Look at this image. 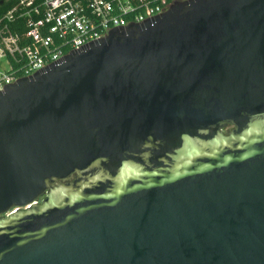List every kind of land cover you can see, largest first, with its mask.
Here are the masks:
<instances>
[{
    "label": "water",
    "instance_id": "95a60500",
    "mask_svg": "<svg viewBox=\"0 0 264 264\" xmlns=\"http://www.w3.org/2000/svg\"><path fill=\"white\" fill-rule=\"evenodd\" d=\"M0 264H264V0H175L1 88Z\"/></svg>",
    "mask_w": 264,
    "mask_h": 264
},
{
    "label": "built area",
    "instance_id": "2783aa9c",
    "mask_svg": "<svg viewBox=\"0 0 264 264\" xmlns=\"http://www.w3.org/2000/svg\"><path fill=\"white\" fill-rule=\"evenodd\" d=\"M173 1L18 0L0 17V65H9L0 69V89L114 28L165 12Z\"/></svg>",
    "mask_w": 264,
    "mask_h": 264
},
{
    "label": "trees",
    "instance_id": "16d2710c",
    "mask_svg": "<svg viewBox=\"0 0 264 264\" xmlns=\"http://www.w3.org/2000/svg\"><path fill=\"white\" fill-rule=\"evenodd\" d=\"M18 0H0V17L3 16L9 9H11ZM25 29L24 26L20 28Z\"/></svg>",
    "mask_w": 264,
    "mask_h": 264
},
{
    "label": "rangeland",
    "instance_id": "374dc122",
    "mask_svg": "<svg viewBox=\"0 0 264 264\" xmlns=\"http://www.w3.org/2000/svg\"><path fill=\"white\" fill-rule=\"evenodd\" d=\"M3 63H2V65H0V69H7L8 68V64L5 62V61H2ZM235 126L234 125H231V124H229V125H227L224 129H223V131H224V133H228L230 130H232L233 128H234ZM75 176L76 175H71L69 178H67L65 181H73V179L75 178ZM45 198V196H42L41 198H40V202L43 200ZM24 208V207H23ZM22 208V209H23ZM16 210L18 209V208H15Z\"/></svg>",
    "mask_w": 264,
    "mask_h": 264
}]
</instances>
